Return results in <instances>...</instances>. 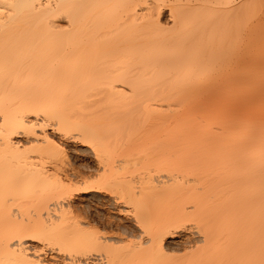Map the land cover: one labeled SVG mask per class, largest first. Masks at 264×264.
<instances>
[{
  "label": "bare ground",
  "instance_id": "6f19581e",
  "mask_svg": "<svg viewBox=\"0 0 264 264\" xmlns=\"http://www.w3.org/2000/svg\"><path fill=\"white\" fill-rule=\"evenodd\" d=\"M173 1L0 0V264H44L43 246L64 264H98L100 251L119 252V264H168V250L188 246L182 264H264V0H215L211 52L186 38L199 33L198 15ZM167 5L171 28L160 19ZM50 131L90 145L103 173L149 145L168 154L170 173H199L200 186L170 178L179 205L146 216L147 233L115 250L118 233L102 236L57 208L74 173H60L65 150ZM106 172L98 188L117 182ZM124 181L126 197L135 195ZM167 184L154 189L170 196ZM190 219L198 225L186 234Z\"/></svg>",
  "mask_w": 264,
  "mask_h": 264
},
{
  "label": "rangeland",
  "instance_id": "374dc122",
  "mask_svg": "<svg viewBox=\"0 0 264 264\" xmlns=\"http://www.w3.org/2000/svg\"><path fill=\"white\" fill-rule=\"evenodd\" d=\"M171 1H172V3H171ZM182 1L184 2V4L188 3V4H185V7L187 5L190 7V8L189 7L187 8L189 10V11H187V13L189 12L188 13L189 15H198V18H196V22H194V20H192V22H194V26L192 28H196L197 32L199 30V33H193L192 32V34H191V32H190L187 34L186 38L189 37V38H191V40H195V39L200 40L201 46L209 47L210 52H211V48L213 49L215 46V39H216V36H215V12H216L215 0H182ZM168 2H169V4L171 3V5L174 4L173 0H169V1L167 0V3ZM160 19H161V21H163L164 25H166V23L167 24L169 23L168 25H166V27L170 26V24H172L170 26V28L173 27V24H174L173 20L174 19H173V14L171 13L170 5H167L166 8L162 9V15L160 16ZM188 35H190V36H188ZM205 49H207V48H205ZM203 51H202V53L200 51V54H204ZM208 52H206V54ZM206 54H204V55H206ZM213 54H211V55H213ZM98 106H100V105H97V107ZM95 107L96 106H93L92 109H95L98 111V113L96 112L97 117L98 116L101 117L103 114V113L99 112L101 109L99 110V107H98V109H96L97 107L96 108ZM149 123L150 122L145 124V128L149 129V133H150V131L154 132L153 129L157 130V131H155L157 133L158 129H156V127H154L151 123H150L151 124L150 125ZM149 127H152V129H150ZM142 128H144V127H142ZM142 131L144 132V130H142ZM50 132L54 135V139L57 140V142H59L60 144L63 143V144H61V146H62L63 150H65L64 155H66V156H64L65 159H64L63 164L67 163L66 164L67 166L65 168L64 167L65 165L64 166L62 165L61 167H64V172L61 169H60L61 172L60 171L59 172L61 174L66 172V174L68 173L70 176L74 173V177L71 176V183H70V187H69L70 189L68 191V196L66 199L61 200L60 202H57V204L61 203V204H58V206L56 205L57 208L59 207V209H61V207H62V208H65V209L71 211V214L73 216L84 220V225L86 228L89 229L91 227L92 231L97 230L99 232H102L101 233L102 236H103V234L107 235V236L108 235L114 236L115 235L114 233H118V235L121 234L122 238L118 237L117 234L115 235V237L117 238L116 242L118 241L117 243H115V247L119 246L121 248L124 245L126 247L127 244L132 245L129 243H134L135 241H136L135 243H137L140 240V235H138V234H142V233H139L140 229H141V232L145 231L144 230L145 227L143 228V223L145 225H146V223L148 224V218H149V221L150 220L155 221L156 220L155 218L159 215L161 216V213L164 212L168 207H170L174 203H177L179 205V203L181 202L182 199L180 200V198H179L180 194H178L177 198H175L177 194H173L174 195V197H173V195L171 194V189L168 186L170 185L169 182L171 181L172 178H174L175 175L178 176L177 177L178 179L183 180L184 177L186 176V174L182 170H181V172H184L183 174H185V175H183L179 170H176V171L170 170L171 171V173H170L167 170L168 166H165V164L163 163V161L165 159H167L168 154H165L164 152H162V150H156L155 149L156 151L150 152V150H149L150 148H148L149 145L146 146L144 144H140V145H144L146 147V150H145V148L143 149L144 146H141L142 150L140 152L139 151L137 152V150L136 151L134 150L132 152H129L130 154L129 153L128 154H126V153L122 154L121 153L119 156L116 157L117 158L116 160H118V161L116 162L114 167L111 166V168L109 167L110 169L105 168V170H107V172L104 170V173L106 172V176L109 173L111 178L113 177V179H111L112 183H110V184H113V182L116 181L115 179H117L116 183H118V184L114 183L113 185H109L107 187H104L102 184V188H100V187L98 188L99 184H97V183H104V184L107 183V185H108V183H109L108 180H106L108 182H106V181L102 182V181H104L105 179H108V178L110 179V177L107 176L108 178L107 177L105 178V174L103 173L104 167L100 168V167H102V165L100 164L101 165L100 166L97 163V161L99 162V159H97L98 155L95 153L96 151H93L94 149L91 148L90 145L85 144L83 141H80L81 139L79 140L77 138L76 141L72 139V141H73L72 142L71 139L70 140L63 139L61 137V135L59 133H57L56 131H50ZM145 132H147V131H145ZM150 134H152V133H150ZM60 138H61V140H60ZM159 138H161V137L158 136V140H159ZM147 148H148V150H147ZM158 151H161V152H158ZM173 156L174 155L170 156L168 159H171V157H173ZM172 159H174V157ZM46 164L48 165L49 162ZM46 164H45L46 168H48L49 170L51 168V170H53L52 164H49L48 166H46ZM50 165H52V166H50ZM49 166H50V168H49ZM209 166H211V165H209ZM67 167H69V170ZM200 167H201V165H200ZM70 168H71V170H70ZM72 168H73V172H72ZM99 168L101 171L99 170ZM76 169L79 170L78 172H80V174L85 172L86 174L84 173L82 175H84V176L87 175L86 178H82L83 176L80 175L79 173H77V174H79L82 177L76 175L75 174L77 172ZM206 170H203V171L207 172ZM208 170H210V168ZM100 173L102 174L101 178H100ZM207 173H209V172H207ZM190 174L191 173L188 172L187 176L189 177ZM195 174H193V175H194V178H196V179H194L192 175H190V178L192 176L194 182H196V185L200 186V184H198V183H200V180H201L200 176L201 175H199V173H197L198 175H195ZM209 174H211V173H209ZM77 176L80 177L81 179L77 178ZM102 176L105 178L104 180L102 179L103 178ZM186 177H185V181L187 183L192 180V178L190 180V178L187 177V179H189V181H187ZM202 177H203V179H205L206 175L202 176ZM209 177H212V176L208 175L207 179ZM98 178H99V181H100V179H102V181L95 183L96 181H98ZM197 178H198V181H197ZM74 179H75V181H74ZM176 179L174 178V181ZM111 180H110V182H111ZM113 180H115V181H113ZM123 180H127V182L129 181L130 183H132L133 185L136 186L137 191L135 190V195L132 194L131 197H126L127 195L129 196V194L127 192L125 193L123 185H126V184H123V182H122ZM179 181H181V180H179ZM185 181L183 180V182H185ZM192 181L190 183H192ZM93 182L95 184H97L96 185L97 187L95 185H93L94 184ZM124 182L127 183L126 181H124ZM129 182H128V184H129ZM159 182L161 184H164V185H165V183L166 184L168 183L165 186V188L167 187L166 189H168V188L170 189L169 193L171 194L170 195L171 197L167 195L168 193L166 194L167 190H165L164 188L163 189L165 191L162 189H159L160 192L157 191L158 189H156L157 192L155 191V189H154L155 186H156V188H159V186H160ZM194 182L192 184H194ZM91 183H93L91 187L93 188L95 186L94 187L95 189L94 188L92 189L91 187H89L91 189L87 188L89 184L91 185ZM170 183L172 184L173 182H170ZM86 185H87V187H86ZM100 186H101V184H100ZM201 186L202 187H200V188H203L202 184H201ZM142 187H143V191H142ZM84 188L85 189L87 188V189L85 190ZM198 188L199 187L196 186L195 190L198 191ZM200 188H199V190L202 191L203 189L201 190ZM77 189H79V190H77ZM139 190L142 192L136 194V192H139ZM200 191H199V193H200ZM70 194H71V196L69 197ZM211 194L212 193H210L209 195H211ZM209 197H211V199L214 200L213 199L214 196L213 197L209 196ZM188 203H190V202H188ZM191 204L193 205L194 202L187 205V207L189 208V211H191V208L194 206V205L191 206ZM189 206H191V207H189ZM140 209H145V214L147 212L145 217L147 216L148 218L146 217V219H143L144 220L143 222H141L142 221L141 218H140L141 220L138 221V219L141 215ZM166 212H170V211H166ZM193 212H194V209H193ZM192 216H190V217H192ZM193 219H195V218H193ZM190 220H192V219H190ZM86 221H87V223H86ZM195 221L196 220H192V221H189V223H187V225L184 224L185 228H184V226L182 228L186 229V231H184V229H182L183 232L186 234L187 233L189 234V230L191 231L196 225H198L197 224L198 221H196V223H195ZM88 223H89V225H88ZM154 223L155 222H153V224ZM87 226H89V227H87ZM91 228H90V230H91ZM152 228H155V227L152 226ZM190 228H192V229H190ZM147 229H148V227H147ZM147 229H146V231H148ZM197 229H199V228H197ZM146 231H145V233H147ZM200 236H202V235L200 234ZM118 243H120V244H118ZM135 243L133 245H135ZM30 245L31 246L33 245V248H35V247L39 248L40 246L42 247V243L38 244V242H36V241H31ZM34 245H35V247H34ZM38 245H40V246H38ZM198 245H201V243L200 244L198 243ZM117 247L115 250H117ZM125 247H124V250H126ZM43 248H45V250L43 249L44 253H43V255L41 254L42 255L41 257H42L44 264H64L66 262L65 259H63V256L61 257V254L58 253L56 248H53L51 246H46V247L43 246ZM120 248L118 250H120ZM194 249H195V247L188 246L186 248H180V249L177 248V249H173V250H168V253H167L168 255L166 254L168 257L165 259L168 262V264H182L183 262H186L190 258V256L192 255L190 252ZM40 252L42 253L41 250H40ZM100 253H101V251H100ZM100 253H99V255H100ZM102 253H101V255H102ZM104 253H103L104 257H103V255L101 256V258L103 257V259H99L100 256L97 254H94L93 255L94 258H92L91 260H94L95 262L97 260L98 264L101 263L102 260H104V262L102 261L104 264H110L111 262L108 263L107 259L111 258V256H108V254L106 256V254H104ZM119 254L120 253L117 251L114 252V254H110V255H115L111 258L113 260L112 262L116 261V262H114L115 264H119L118 263L119 261L117 260L119 258H115ZM126 254H129V253H126ZM121 255H122V253H121ZM43 256H44V258H43ZM105 256L108 258H106ZM124 256L125 255H123V257ZM136 256H138V255H135L134 257H136ZM210 257H208L209 262L213 261L210 259H215V257H213V256H210ZM132 258H133V256H132ZM137 258H136V260H137ZM163 258L160 257L159 259H163ZM133 260H135V259H133ZM158 260H156V262H158ZM121 261H123V259L122 260L120 259V262ZM127 261L129 262V260H127ZM131 262H133V261H131ZM134 262H137V261H134ZM134 262H133V264H134ZM66 263H68V262H66ZM103 263H101V264H103Z\"/></svg>",
  "mask_w": 264,
  "mask_h": 264
}]
</instances>
